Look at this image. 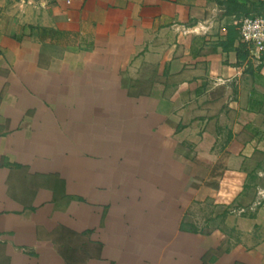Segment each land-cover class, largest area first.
Wrapping results in <instances>:
<instances>
[{"label": "crops", "instance_id": "0c3cea01", "mask_svg": "<svg viewBox=\"0 0 264 264\" xmlns=\"http://www.w3.org/2000/svg\"><path fill=\"white\" fill-rule=\"evenodd\" d=\"M217 1L0 0V264H264V56Z\"/></svg>", "mask_w": 264, "mask_h": 264}, {"label": "built area", "instance_id": "2783aa9c", "mask_svg": "<svg viewBox=\"0 0 264 264\" xmlns=\"http://www.w3.org/2000/svg\"><path fill=\"white\" fill-rule=\"evenodd\" d=\"M238 25L241 42L249 45L256 55L264 56V17H243ZM258 195L260 198L251 210H254L264 200V191H259ZM238 212L242 213L244 210L240 209Z\"/></svg>", "mask_w": 264, "mask_h": 264}, {"label": "trees", "instance_id": "16d2710c", "mask_svg": "<svg viewBox=\"0 0 264 264\" xmlns=\"http://www.w3.org/2000/svg\"><path fill=\"white\" fill-rule=\"evenodd\" d=\"M217 4L223 5L227 11L235 14L237 18L254 16L264 17V3L262 2L252 4L249 7L242 6L237 0L217 1Z\"/></svg>", "mask_w": 264, "mask_h": 264}]
</instances>
